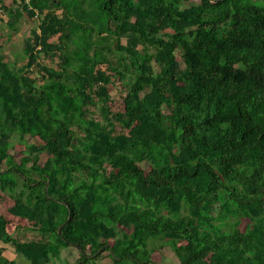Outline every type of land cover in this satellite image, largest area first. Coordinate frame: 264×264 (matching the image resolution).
<instances>
[{
  "label": "trees",
  "instance_id": "16d2710c",
  "mask_svg": "<svg viewBox=\"0 0 264 264\" xmlns=\"http://www.w3.org/2000/svg\"><path fill=\"white\" fill-rule=\"evenodd\" d=\"M1 11L38 22L22 63L0 55V190L28 222L0 215L18 255L0 246V264H65L68 247L67 264H154L155 242L177 264H264V0Z\"/></svg>",
  "mask_w": 264,
  "mask_h": 264
},
{
  "label": "rangeland",
  "instance_id": "374dc122",
  "mask_svg": "<svg viewBox=\"0 0 264 264\" xmlns=\"http://www.w3.org/2000/svg\"><path fill=\"white\" fill-rule=\"evenodd\" d=\"M198 1V0H195ZM1 3H5L6 5L13 4V0H1ZM8 15L5 11L0 12V55L10 62H16L18 64L23 62L22 59V48L23 42L25 37L31 34L32 29L36 28L37 26V19H30L26 15L22 17L17 23L16 28L11 29L7 25ZM49 65H55V62H50L48 60ZM46 62V61H44ZM180 67H184V63L179 58ZM111 95L117 101L114 102V108H120L119 102L121 99V95L123 94V85L120 81H116L115 85L111 89ZM118 104V105H117ZM98 112V111H97ZM21 146L17 145L14 149L11 150L16 158H19ZM46 158L45 155H42L41 161H44ZM141 165L148 168V165L145 162H142ZM14 204V198L8 193L0 190V215L3 216L7 220V229L9 232L13 231L17 224H27V220L16 217L9 212V208ZM244 223V222H243ZM240 224V226H243ZM159 243L155 242L151 244V246L155 247L153 249V262L154 264H177L178 260L176 258L175 253L173 252L172 248L166 244L163 247L158 246ZM0 246L4 247L3 254L10 258L15 259L18 258L14 248L9 244L3 243L0 241ZM79 257V252L74 247H68L62 250L61 252V259L62 261L67 263H73ZM96 264H113L111 257L107 252H104L100 258L97 260Z\"/></svg>",
  "mask_w": 264,
  "mask_h": 264
},
{
  "label": "built area",
  "instance_id": "2783aa9c",
  "mask_svg": "<svg viewBox=\"0 0 264 264\" xmlns=\"http://www.w3.org/2000/svg\"><path fill=\"white\" fill-rule=\"evenodd\" d=\"M26 2H29V0H25Z\"/></svg>",
  "mask_w": 264,
  "mask_h": 264
}]
</instances>
